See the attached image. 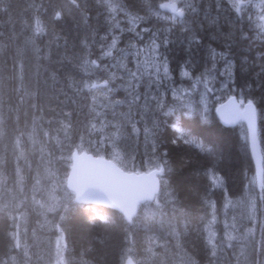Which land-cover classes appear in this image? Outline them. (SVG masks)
Here are the masks:
<instances>
[{"label": "trees", "instance_id": "trees-1", "mask_svg": "<svg viewBox=\"0 0 264 264\" xmlns=\"http://www.w3.org/2000/svg\"><path fill=\"white\" fill-rule=\"evenodd\" d=\"M170 1L105 0L101 5L86 0L77 7L78 0H5L0 6V264L21 256L12 235L20 221L28 238L41 232L42 222L53 228L51 234L61 238V264H208L210 238L217 252L214 264H264V191L255 183L245 128L242 123L224 127L214 113L230 95L254 100L264 167V28L245 15L238 18L227 0H219V7L216 0H178L185 20L160 8ZM188 5L197 6L195 15ZM57 10L59 20L53 19ZM153 38L161 45L159 58L168 60L167 82L160 87L142 68L153 58ZM109 50L112 55L101 59ZM87 59L97 60L99 68ZM118 62L125 66L114 67ZM227 64L228 96L222 90L208 104L197 94L173 97L172 83L194 90L193 81L211 74L223 79L218 72ZM146 78L151 81L141 91ZM51 113L68 119V146L55 143L47 123ZM99 118L107 132L115 121L121 140L114 138L111 150L91 152L110 159L115 151V162L128 172L164 169L156 199L140 206L130 223L115 211L70 200L66 205L53 200L52 211L43 210L45 193L35 191L40 169L65 179L69 163L61 157L76 144L99 141L93 131L96 123L103 124Z\"/></svg>", "mask_w": 264, "mask_h": 264}, {"label": "rangeland", "instance_id": "rangeland-1", "mask_svg": "<svg viewBox=\"0 0 264 264\" xmlns=\"http://www.w3.org/2000/svg\"><path fill=\"white\" fill-rule=\"evenodd\" d=\"M227 1L229 3V0ZM244 15L248 20L252 21L257 27L264 28V20L261 19V17L264 16V0H248V7L245 9ZM225 66L226 65L224 66L222 65V67L219 69V72H218L219 75L225 69ZM85 67L87 66L85 65ZM142 68L144 69L143 73L147 75L150 74V75L155 76V80L157 81L155 83L156 86L157 84L159 85V87L166 84L167 78L163 76L162 69L160 73V78L159 80H157V77L154 74L155 72L154 68H151V67L146 68L144 63L142 65ZM86 70H88V67ZM229 71L231 72L230 66H229ZM222 76H223V79H218L216 77H213V74H211L209 77L204 78L203 81L201 80L193 81L192 84H193V87L195 88L194 90L182 89V86L176 88L177 85H173L172 83L171 90L175 89L173 97L175 98H180V96L183 97L184 93L190 95L191 97H194L197 94L200 97V101L203 104H208L211 101L216 102L219 98V94H218L219 92L223 90L224 94L228 96L232 90L230 86L229 87L224 86L225 84L226 85L228 84L230 76L227 73H225ZM161 78H163L164 80L163 82L161 81ZM123 79H124V76H123ZM150 81L151 80L146 78V81L143 83L141 91L145 90V87L148 86ZM206 81H207V86L213 89L211 93L207 92L205 88ZM176 91L178 95L176 94ZM96 100H98L101 104L100 95L97 96ZM241 102L242 101L239 100V105L242 107L243 103ZM103 106H104L103 104L100 105L97 110V112L100 113L99 115H101V112H102L101 109L103 108ZM139 108H141V106H139ZM103 113H104V109H103ZM50 116L47 119V123L53 127L52 132H53V138H55L54 140L56 141L55 143L57 144V146L61 144L68 146L69 141H70V135L69 134L66 135V129H68L67 128L68 119L63 118V117L60 118V116H62V114L60 113H56V114L51 113ZM99 119L103 121V118H99ZM104 126H105V129H104ZM110 129L112 130L107 132L106 124L104 121H103V124L96 123L94 125L93 131L99 134V141L90 140L88 142H82V143L78 142L79 144H76L74 148L71 147L72 150L68 151L67 155L61 157V159L65 158L70 166V153L73 150L89 153L94 150L97 152H102V151H105V149L107 148H109V150L113 149L115 146L113 143V139L115 138V142L121 140L122 131L119 128V126L115 125V121L111 123ZM143 134H144V131L142 130V135ZM148 139L149 137H146V140ZM91 154L95 156H102L100 154L99 155L94 154L93 152ZM111 154H112V158H110L109 160L115 163V151H112ZM150 170L152 169L147 168L145 172L150 171ZM262 170H263L262 180H261L260 186L259 188L257 184L256 186L259 190L264 191V167L263 166H262ZM40 172H42V174L39 175V180H38L39 183L35 184L34 187H35V191L39 193H45L47 200L40 203L43 206L42 207L43 210L49 211L52 208L50 204L54 200V198L55 200H57L58 198L59 202L62 205H66L65 203H67V201L69 200L72 201L73 199L72 194H70L65 188V179H61L60 177H57L56 172L53 170H50V173H49V171L46 170V168L40 169ZM44 181H48V182L46 184H43L42 182ZM255 183H256V178H255ZM42 214H45V213L42 212ZM40 230H41L40 233L33 232L31 233L30 238H28L26 235L25 228H24V222L20 221V224L17 226L16 230L13 231V235L15 237V241H14L15 247L19 250L21 256L16 259H12L10 264H26L27 260H31L30 262L31 264L32 262H35V264H61V252H60L61 249L60 248L62 245H61L60 236L51 234L52 227L49 224H47V222H43ZM38 251L39 253L37 254L36 258H34V253Z\"/></svg>", "mask_w": 264, "mask_h": 264}, {"label": "water", "instance_id": "water-1", "mask_svg": "<svg viewBox=\"0 0 264 264\" xmlns=\"http://www.w3.org/2000/svg\"><path fill=\"white\" fill-rule=\"evenodd\" d=\"M164 10L173 14L168 9ZM246 104L243 105V108L246 107ZM234 105H238V103L234 97H231L216 107L215 115L224 127L234 126L239 121L245 124L250 154L259 185L262 173V157L257 134L253 138L248 129L247 121L239 120L229 124L224 121L222 116L225 106L232 107ZM159 174L158 170L128 173L110 160L84 152L78 153L75 150L71 154V163L65 183L66 189L74 195V203L116 211L125 222L129 223L137 214L138 207L146 202L151 203L158 194Z\"/></svg>", "mask_w": 264, "mask_h": 264}, {"label": "snow or ice", "instance_id": "snow-or-ice-1", "mask_svg": "<svg viewBox=\"0 0 264 264\" xmlns=\"http://www.w3.org/2000/svg\"><path fill=\"white\" fill-rule=\"evenodd\" d=\"M83 3L84 5H86V0H78V2L76 3V6H79V3ZM97 2L101 5H103L105 3V0H97ZM231 9L233 10V12L235 13V15L239 18V17H243L245 14V9L248 7V0H229ZM5 5V0H0V6ZM216 6L219 7V0H216ZM110 7V6H109ZM160 8L162 9H168L170 10L174 16L176 18H179L181 20H185L186 19V9L185 7L179 6L178 0H171V2L169 3H163L160 5ZM6 10V8L4 9ZM188 11L192 14H196L197 13V6L196 5H188ZM205 18H207L208 13L205 12L204 13ZM62 18V12L57 10L54 14L53 19L55 20H59ZM86 19V17H85ZM262 20H264V16L261 17ZM38 32L43 31L42 28H38L37 29ZM144 31H148V29H145ZM137 35H140L139 33H137ZM155 33H152V36L155 37ZM242 38L243 39H247L246 36H244L242 34ZM141 39H143V37L141 36ZM163 46L167 49V46L169 44V40L167 39V37H165L162 41ZM116 45V40L114 39L112 41V47H115ZM86 47V45H85ZM151 50L153 52V58L151 60L145 59L143 61L144 65L146 68L151 67L154 68L155 72L154 74L157 77V80H159L160 78V73H161V69L163 70V76L165 78H168V73H169V69H168V60L167 57H164L163 60H161L160 57V53L157 51L161 45L157 43L156 39L153 38L151 40ZM144 49H140L139 52L134 53V55H139L140 52H143ZM112 55L111 50L106 51V52H102L101 55V59L105 58V57H110ZM127 55V53L125 54ZM213 56H215V53H213ZM86 63H89L91 66L99 68V65L97 63V60H86ZM125 65H123L121 62H118L116 65H114V67H124ZM140 64L138 62V70H139ZM215 67V65H213V68ZM225 73H227L229 76H231V72L229 71V66L226 65L225 69L220 73V75H224ZM129 75L133 78V79H138L137 78V74L136 72H130ZM182 76H188L189 73L188 72H182L181 73ZM108 81H105V84H107ZM131 86V85H130ZM138 87V84L136 85ZM159 85L157 84V87ZM225 87L227 86L226 84L224 85ZM88 85H85V88L87 89ZM93 88H96L97 85L95 83L92 84ZM149 87H151V84L149 85ZM205 88L207 90V92L211 93L213 91L212 88H209L207 86V81L205 82ZM140 97L139 95H134V99L138 100ZM123 103V101H116V104H120ZM243 103V101L241 102ZM222 116L223 119L226 123H234L236 121L239 120H243V121H247V126L249 131L252 133L253 138H255L256 135V121H257V108L254 106V100L253 99H248L247 100V104L246 107H244L241 110V107L239 105H234L232 107H227L225 106L224 111L222 112ZM158 172H163L164 169L161 167L157 168ZM227 238L229 240L233 239L231 234H227ZM209 244L212 245L210 248H208L207 254H208V264H214V261L216 260L217 257V252H216V248H215V244L212 242V239H209ZM193 264H195V261H193Z\"/></svg>", "mask_w": 264, "mask_h": 264}, {"label": "bare ground", "instance_id": "bare-ground-1", "mask_svg": "<svg viewBox=\"0 0 264 264\" xmlns=\"http://www.w3.org/2000/svg\"><path fill=\"white\" fill-rule=\"evenodd\" d=\"M239 33H240V32H239ZM245 33H246V32H245ZM237 38H238V37H237ZM81 39H82V38H81ZM44 42H45V41H44ZM44 42H43V43H44ZM84 42H85V41H84ZM33 44H34V42H33ZM52 44H53V43H52ZM237 44H238V43H237ZM36 45H37V44H36ZM83 45H84V44H83ZM234 46H235V45H234ZM83 48H84V47H83ZM176 48H177V47H176ZM37 49H39V48H37ZM212 49H213V48H212ZM217 50H218V49H217ZM37 51H38V50H37ZM28 52H29V51H28ZM220 52H221V51H220ZM180 53H181V52H180ZM209 54H210V52H209ZM34 55H35V54H34ZM17 56H18V55H17ZM183 56H184V55H183ZM231 56H232V55H231ZM232 58H233V57H232ZM27 59H28V58H27ZM172 59H173V58H172ZM28 60H29V59H28ZM30 61H31V60H30ZM212 62H213V61H212ZM205 63H206V62H205ZM181 64H182V63H181ZM199 64H200V63H199ZM200 66H201V65H200ZM67 73H68V72H67ZM74 73H75V72H74ZM71 75H73V74H71ZM197 75H198V74H197ZM84 78H85V77H84ZM89 81H90V80H89ZM185 84H186V83H185ZM185 84H184V85H185ZM169 91H170V90H169ZM23 101H24V100H23ZM25 101H26V100H25ZM29 101L32 102V103H29V104L32 105V104H33V101H31V100H29ZM55 101H56V100H55ZM26 102H27V101H26ZM90 103H91V102H90ZM95 104H96V103H95ZM31 105H30V106H31ZM20 106H21V105H20ZM25 106H26V105H25ZM30 106H29V107H30ZM96 106H97V105H96ZM8 108H9V107H8ZM11 110H12V109H11ZM15 110H16V109H15ZM23 110H24V109H23ZM91 110H92V109H91ZM27 112H28V111H27ZM27 112H26V113H27ZM7 115H8V114H7ZM12 115H13V114H12ZM21 116H23V115H21ZM26 116H27V114H26ZM50 117H51V116H50ZM12 118H13V116H12ZM26 119H27V118H26ZM46 119H47V117H46ZM12 120H13V119H12ZM15 120H16V119H15ZM24 120H25V119H24ZM37 123H38V121H37ZM20 127H22V125H21ZM29 129H30V128H29ZM25 131H26V129H25ZM30 131H31V130H30ZM154 133H155V132H154ZM158 139H159V138H158ZM88 141H89V140H88ZM160 142H161V141H160ZM162 142H163V141H162ZM159 144H160V143H159ZM172 144H173V143H172ZM90 145H91V144H90ZM92 145H93V144H92ZM96 147H97V145H96ZM90 149H91V148H90ZM90 149H89V150H90ZM105 150H106V149H105ZM90 151H91V150H90ZM72 153H73V152H72ZM72 153H71V154H72ZM84 153H86V152H84ZM91 153H92V152H89V153H87V154H91ZM93 153H94V152H93ZM159 153H160V152H159ZM94 154H95V153H94ZM91 155H93V154H91ZM150 157H151V156H150ZM18 158H19V157H18ZM26 159H27V158H26ZM25 163H26V162H25ZM27 163H28V161H27ZM70 163H71V155H70ZM168 164H169V163H168ZM26 165H28V164H26ZM61 165H63V164H61ZM58 166H59V164H58ZM63 166H64V165H63ZM13 167H14V166H13ZM69 167H70V166H69ZM27 168H28V167H27ZM165 169H166V168H165ZM2 170H3V169H2ZM68 170H69V168H68ZM152 170H154V169H152ZM152 170H150V171H152ZM17 174H18V173H17ZM14 177H15V176H14ZM2 179H3V177H2ZM3 181H4V180H3ZM159 183H160V187H161V172H160V174H159ZM5 187H6V186H5ZM160 187H159V188H160ZM5 191H6V190H5ZM159 191H160V190H159ZM12 193H13V192H12ZM18 193L20 194L19 191L17 192V195H19ZM158 194H159V192H158ZM158 194H157V195H158ZM6 195H8V194L6 193ZM13 195H14V194H13ZM50 195H51V194H50ZM157 195L155 196L154 200L156 199ZM9 196H10V195H9ZM10 197H11V196H10ZM15 197H16V196H15ZM18 197H19V196H18ZM12 198H13V196H12ZM51 198H52V197H51ZM8 199H9V198L7 197V200H8ZM13 199L17 200V198H13ZM18 199H19V198H18ZM49 199H50V198H49ZM57 199H58V198H57ZM54 200H55V198H54ZM154 200H153L152 202H154ZM4 201H5V200H4ZM10 201H11V200H10ZM10 201H9V202H10ZM70 201H71V200H70ZM15 202H16V201H15ZM152 202H151V203H152ZM16 203H17V202H16ZM18 203H19V202H18ZM18 203H17V204H18ZM54 203H55V202H54ZM5 204H6V203H5ZM19 204H20V203H19ZM9 205H10V204H9ZM14 205H15V204H14ZM20 205H21V204H20ZM2 206H3V204H2ZM18 206H19V205H18ZM18 206H16V207L19 209ZM50 206H51V204H50ZM54 206H55V205H54ZM59 206H60V205H59ZM8 208H9V207H8ZM13 208H14V207H12V209H13ZM50 208H51V207H50ZM62 208H63V207H62ZM66 208H67V207H66ZM100 208H101V207H100ZM100 208H99V210H100ZM14 209H15V208H14ZM14 209H13V211H14ZM56 209H57V208H56ZM0 210H1V209H0ZM2 210H3V209H2ZM50 210H51V209H50ZM53 210H54V208H53ZM8 211H9V210H8ZM51 211H52V210H51ZM108 211H109V210H108ZM4 212H6V211H4ZM10 212H11V211H10ZM213 212H214V211H213ZM1 213H2V212H1ZM20 213H21V212H20ZM9 214H10V213H9ZM116 214H117V213H116ZM15 215H16V213L14 214V216H15ZM119 215H120V214H119ZM63 216H64V215H63ZM8 217H9V216H8ZM209 217H210V214H209ZM209 217H208V218H209ZM14 218H15V217H14ZM220 218H221V217H220ZM10 220H11V219H10ZM12 220H13V219H12ZM31 220H32V218H31ZM61 220H62V219H61ZM35 221H36V220H35ZM32 222H33V221H32ZM151 222H152V221H151ZM153 222H154V221H153ZM9 223H11V222H9ZM28 223H29V221H28ZM42 223H43V222H42ZM245 223H246V222H245ZM34 224H35V222H34ZM40 224H41V222H40ZM150 224H151V223H150ZM240 224H241V223H240ZM240 224H239V225H240ZM10 225H11V224H10ZM10 225H9V226H10ZM35 225H36V224H35ZM38 225H39V224H38ZM246 225H247V224H246ZM249 225H251V224H249ZM11 226L13 227V225H11ZM11 226H10V227H11ZM40 226H41V225H40ZM237 226H238V225H237ZM35 227H36V226H35ZM55 227H56V226H55ZM240 227H241V226H240ZM243 227H244V226H243ZM243 227H242V228H243ZM38 228H39V227H38ZM237 228H239V226H238ZM30 229H32V228H30ZM52 229H53V228H52ZM117 229H118V228H117ZM232 229H233V228H232ZM235 229H236V228H235ZM248 229H249V228H248ZM7 230H9V229H7ZM37 230H38V229H37ZM237 230H238V229H237ZM244 230H245V229H244ZM38 231H40V230H38ZM9 232H10V231H9ZM237 232H238V231H237ZM28 233H29V232H28ZM49 233H50V232H49ZM243 233H244V232H243ZM12 235H13V234H12ZM28 235H29V234H28ZM8 236H9V235H8ZM123 237H124V236H123ZM29 238H30V236H29ZM9 239H11V238H9ZM7 240H8V239H7ZM174 243H175V242H174ZM166 244H167V243H166ZM170 244H173V243H170ZM165 246H166V245H165ZM134 247H135V246H134ZM173 247H174V246H173ZM175 247H177V246L175 245ZM32 248H33V247H32ZM146 248H147V247H146ZM170 248H172V246H171ZM60 249H61V248H60ZM139 249H140V248H139ZM139 249H138V250H139ZM9 250H10V249H9ZM169 250H170V249H169ZM176 250H177V249H176ZM179 251H180V250H179ZM16 252H17V251H16ZM60 252H61V251H60ZM145 252H146V250H145ZM171 252H172V251H171ZM142 253H143V252H142ZM148 253H149V252H148ZM165 253H166V252H165ZM173 253H175V252H173ZM181 253H182V252H181ZM181 253H180V254H181ZM34 254H35V253H34ZM37 254H38V253H37ZM37 254H36V255H37ZM145 254H146V253H145ZM175 254H176V253H175ZM178 254H179V253H178ZM180 254H179V255H180ZM146 255H147V254H146ZM171 255H173V254H171ZM18 256H19V255H18ZM174 256H177V255H174ZM181 257H182V256H181ZM184 257H186L185 254H184ZM56 258H57V257H56ZM171 258H173V257H171ZM176 258L179 259V257H176ZM176 258H175V259H176ZM7 259H8V258H7ZM153 259H154V258H153ZM56 260H57V259H56ZM171 260H172V259H171ZM171 260H170V261H171ZM184 260H185V259H184ZM5 261H6V260H5ZM173 261H174V260H173ZM175 261H176V260H175ZM180 261H182V259H180ZM1 262H2V261H1ZM6 262H7V261H6ZM185 262H186V260H185ZM21 263H22V262H21ZM24 263H25V262H24ZM32 263H33V262H32ZM181 263H182V262H181ZM2 264H3V263H2ZM150 264H151V263H150ZM158 264H159V263H158ZM162 264H163V263H162ZM183 264H184V263H183Z\"/></svg>", "mask_w": 264, "mask_h": 264}]
</instances>
